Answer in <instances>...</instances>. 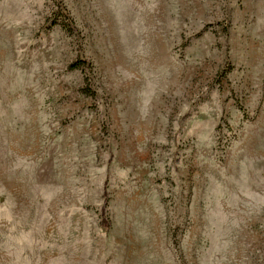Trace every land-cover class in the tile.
Returning <instances> with one entry per match:
<instances>
[{
  "label": "rangeland",
  "instance_id": "obj_1",
  "mask_svg": "<svg viewBox=\"0 0 264 264\" xmlns=\"http://www.w3.org/2000/svg\"><path fill=\"white\" fill-rule=\"evenodd\" d=\"M0 264H264V0H0Z\"/></svg>",
  "mask_w": 264,
  "mask_h": 264
},
{
  "label": "trees",
  "instance_id": "obj_2",
  "mask_svg": "<svg viewBox=\"0 0 264 264\" xmlns=\"http://www.w3.org/2000/svg\"><path fill=\"white\" fill-rule=\"evenodd\" d=\"M58 7H59L60 11L65 12V14L67 13L66 8L64 7V5H62V3L59 4ZM82 64H83V63H78V64L74 65V68H80V66H81ZM103 227H104V229H105L106 231H108V229H109L108 222H107V225H105V226H103Z\"/></svg>",
  "mask_w": 264,
  "mask_h": 264
}]
</instances>
